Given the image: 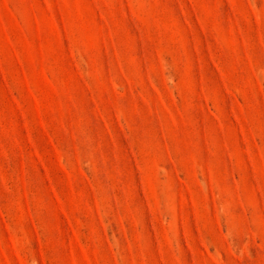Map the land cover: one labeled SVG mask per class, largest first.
<instances>
[{
	"label": "rangeland",
	"instance_id": "1",
	"mask_svg": "<svg viewBox=\"0 0 264 264\" xmlns=\"http://www.w3.org/2000/svg\"><path fill=\"white\" fill-rule=\"evenodd\" d=\"M0 264H264V0H0Z\"/></svg>",
	"mask_w": 264,
	"mask_h": 264
}]
</instances>
